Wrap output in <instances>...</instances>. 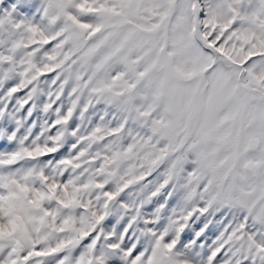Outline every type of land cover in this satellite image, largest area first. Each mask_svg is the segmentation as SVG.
Here are the masks:
<instances>
[{"label":"snow or ice","instance_id":"1","mask_svg":"<svg viewBox=\"0 0 264 264\" xmlns=\"http://www.w3.org/2000/svg\"><path fill=\"white\" fill-rule=\"evenodd\" d=\"M130 7L0 0V264H264V153L160 143L121 90ZM169 9L264 88V0Z\"/></svg>","mask_w":264,"mask_h":264},{"label":"rangeland","instance_id":"2","mask_svg":"<svg viewBox=\"0 0 264 264\" xmlns=\"http://www.w3.org/2000/svg\"><path fill=\"white\" fill-rule=\"evenodd\" d=\"M130 4L116 30L121 90L160 143L193 161L234 164L264 153V88L226 57L205 55L192 25L172 17L170 0Z\"/></svg>","mask_w":264,"mask_h":264}]
</instances>
